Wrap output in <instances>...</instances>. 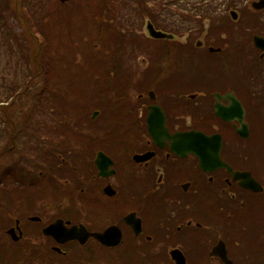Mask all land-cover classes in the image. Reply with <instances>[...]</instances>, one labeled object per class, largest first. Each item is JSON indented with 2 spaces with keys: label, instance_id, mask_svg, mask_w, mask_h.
Instances as JSON below:
<instances>
[{
  "label": "flooded vegetation",
  "instance_id": "flooded-vegetation-1",
  "mask_svg": "<svg viewBox=\"0 0 264 264\" xmlns=\"http://www.w3.org/2000/svg\"><path fill=\"white\" fill-rule=\"evenodd\" d=\"M256 1L235 5L234 57L224 32L209 33L210 19L207 32L195 27L203 13L195 5H180L174 19L189 29L156 27L141 11L146 32L150 21L172 38L121 30L130 75L108 110L123 115L122 127L105 128L107 108L96 106L80 134L44 139L46 159L0 167V264H264V7ZM154 50L167 61L160 71L148 59ZM132 56L145 58L140 69ZM181 135L187 145L173 143Z\"/></svg>",
  "mask_w": 264,
  "mask_h": 264
},
{
  "label": "rangeland",
  "instance_id": "rangeland-1",
  "mask_svg": "<svg viewBox=\"0 0 264 264\" xmlns=\"http://www.w3.org/2000/svg\"><path fill=\"white\" fill-rule=\"evenodd\" d=\"M23 3L24 8L30 9L31 12H33L32 16L35 19L34 23H42V30L48 37H50V39L61 40V42H55V44L51 46L52 49L48 52L51 54V57L58 59L60 56L64 61H57L58 64H55L54 66V70H56L58 75L51 78V89L60 86L66 87L68 85L81 87L68 86L67 89H69L70 92L64 97L67 101L66 110L68 111L66 115L61 113V106L58 101H50L51 99H49V95L46 94L47 92H42L41 95H38L39 97L34 98L30 95L31 97L27 98L26 101H23L21 106L18 104V100H15V106H12V99L9 100L8 103H11L7 106L8 108L3 110V112L5 111L10 114V118L14 120V123H12L13 125L8 124L7 128L3 131V136H0V152H2L0 167L10 164L13 159L21 160L26 159L27 157L30 158L32 154H34V158H38L39 160H42V158L46 159L43 155V150L46 149L44 144L46 143H44L43 139H41L42 136H45L46 139L50 138L52 142L57 143L60 140V137H62L61 134L73 133L72 131L63 132V130L67 128L69 130L72 128L77 129L73 130L77 134H80L78 130L90 127L87 123L78 122L74 119L75 115H73V113H76L77 111L74 108V104L83 102L82 99H80V94L78 92L90 93H86L84 96L85 99H90L91 97H94L97 90V85L94 86V83L91 84L89 82L86 85L79 83V79L82 74L81 68L85 67L88 62L83 57L82 53H86L89 50L91 52L94 51L95 53H98L95 41L90 40V37H98L100 26L103 28L107 27L105 24L106 19L108 20V24L110 26L113 25V27L119 31H126L125 27L128 25L138 35H143V32H139V30H144L145 34L147 32L145 30V19L142 18L144 14H141L142 10L152 13L153 16L157 15L155 17L157 18L161 7L163 6L164 9L161 10L163 11V14L169 19L177 20L180 17V8H184L180 5H195L196 7H200L201 11L204 13L207 4L210 5L209 7L214 8V10L210 13L213 16L223 14L228 3L235 4L236 7L238 6V0H67L63 4L60 0H19V5ZM225 13H228V10H226ZM199 14H201V12ZM164 19L165 22H167V19ZM184 23L185 21H179L174 25L177 27H190L189 24L186 23L184 25ZM218 24L219 22L209 23L211 27L218 26ZM162 25L166 24L162 22ZM174 25L171 27L173 28ZM13 28H15L16 33L20 32L16 23L13 24ZM148 55H150L148 59L151 60V63L155 64L154 67L157 66L159 71L167 63V61L164 62V57L155 50L152 51V53H148ZM133 58L134 57L132 56L130 62H132ZM143 59L145 58L139 57L138 63H134L136 62V58L134 59L132 63L135 66V69L141 68L140 64L144 63ZM14 60L15 58L13 57V63ZM128 60H130V57H128ZM5 61L6 59H3V63ZM128 63L129 61L126 62V64ZM7 65L8 68H10V64ZM228 66L224 64V67ZM129 70L130 67H124L122 70H119V73L116 76L110 75V85H115L117 80L123 76L125 78H129ZM156 75L157 74L154 73V76ZM42 82L43 80H40V86ZM99 86H103V84L101 83ZM67 89L65 91H67ZM72 89H76L78 92L75 93ZM7 97L9 96L0 92V99H6ZM37 100L40 101L41 106L33 104V102L35 103ZM54 105H56V112L54 111V114L52 115L49 106L52 107ZM34 106L35 109H33ZM100 110L111 120L105 128L115 130L116 128L122 127L123 115H121L117 109H114V114L111 112L112 117H110V110ZM70 113H72V115H70ZM65 116L67 117L65 118ZM60 118L61 120L67 121L65 127L59 124L58 119ZM49 123L52 126L50 130L47 129V124ZM12 128L17 130L14 138H11ZM13 142L15 143L13 149L15 150L14 152L9 151L8 148V146H11ZM71 142L78 143L80 140L74 138Z\"/></svg>",
  "mask_w": 264,
  "mask_h": 264
},
{
  "label": "trees",
  "instance_id": "trees-1",
  "mask_svg": "<svg viewBox=\"0 0 264 264\" xmlns=\"http://www.w3.org/2000/svg\"><path fill=\"white\" fill-rule=\"evenodd\" d=\"M23 5L24 3L19 5V0H0V92L9 96L6 99H0L1 103H7L0 106V111L3 112L4 109L8 108L7 106L11 103L8 102L11 99L18 100V104L21 106L22 102L26 101L27 98H30L31 96L32 98L39 97L38 95H41L42 92H47L46 94L49 95V99H51L50 101H58L61 106V113L66 115L68 110H66L67 101L64 97L70 92L69 89H67L68 86H81L68 85L66 87L60 86L51 89V78L58 75L56 70H54V66L55 64H58L57 61H64L60 56L58 59L51 57V54L48 52L52 49L51 46L54 45L55 42H61V40L50 39V37H48L42 30V23H34L35 19L32 16L33 12H31L30 9L24 8ZM209 6L210 5H208L204 13H202L203 15L201 18L194 21V25L195 27L198 26L196 23L198 20L201 28L203 27L204 29L205 25L203 26V20L207 18L210 19V23L219 22L218 26H212L213 28L210 26L209 33L214 32L215 34H218L224 32L227 35V51L234 57L235 53H233V50L236 46L232 44V42L235 33L234 26L236 23L230 19L228 13H225V11L235 8V4L228 3L224 9V13L219 16L211 15L210 13L214 8ZM161 9L163 10L164 7H161ZM144 14L148 16L156 27H166V29L168 28L169 30L173 29L171 26L174 25V19H169L163 14V11L158 14V17L163 16V19H158V17L155 18L157 15L153 16L152 13H148L147 11H145ZM164 18L167 19V22H165ZM161 21L166 25H162ZM14 23H16L17 27L20 29L19 33H16L15 28H13ZM105 24L107 25L106 28L99 27L100 30L98 32V37H90V40L95 41L98 53H95L94 51L91 52L90 50L86 53H82L83 57L88 62L85 67L81 68L82 74L79 83L86 85L90 82L91 84L94 83V86L97 85L94 97L85 99V94L90 93L78 92L76 89H72L75 93L78 92L80 94V99L83 101L82 103L74 104V108L77 111L76 113H73V115H75L74 119L78 122H82L92 108H95L96 106H106V108L109 109L110 105L116 104L117 99L121 101L120 97L125 95L126 88L124 86L126 85L125 82L128 78H125L124 76L119 78L113 86L110 85L109 79L110 75L116 76L119 73V70H122L128 61L126 53L123 50L125 48L124 42L128 36L114 28L113 25L110 26L107 19ZM189 28L187 27V29ZM205 31L207 32V30ZM152 44L153 47H155L154 43ZM13 57L15 58V64L13 63ZM233 57L229 58V63L232 66L233 63H231V61ZM3 59H6L4 63ZM7 64H10V68H8ZM40 80H43L41 86L39 85ZM101 83L103 86H99ZM66 89L67 91H65ZM33 104L41 106L39 100L35 101V103L33 102ZM49 108L53 115L54 111L56 112V105L52 107L49 106ZM33 109H35V106ZM70 115H72V113H70ZM2 117V127H7L8 124L11 125L10 114L4 111ZM66 117L67 116H65V118ZM58 120L59 124L65 127L66 120H61V118ZM47 126L50 128L52 127L51 124ZM45 138V136L41 137L43 141ZM33 155L34 154H32L30 158L27 157L26 159L21 160H39L38 158H34Z\"/></svg>",
  "mask_w": 264,
  "mask_h": 264
},
{
  "label": "water",
  "instance_id": "water-1",
  "mask_svg": "<svg viewBox=\"0 0 264 264\" xmlns=\"http://www.w3.org/2000/svg\"><path fill=\"white\" fill-rule=\"evenodd\" d=\"M61 2H64L65 0H60ZM253 6L255 7V8H262V7H264V0H258V1H256V2H253ZM230 15H231V17H232V19H236V12L235 11H233V10H231L230 11ZM146 29H147V32H148V34H149V36H151V37H153V38H156V39H162V38H172V35L171 34H167V33H165V32H162V31H160V30H157V29H155L154 28V26L152 25V23L150 22V21H147V24H146ZM234 102H235V100H234ZM154 116H153V113H150L149 114V116H148V122H149V129H150V132H151V134L155 137V139L157 140L158 138H160V137H162V135H159V134H157V128H159V124L157 123V121L155 122L154 121ZM162 127V126H161ZM156 129V130H155ZM164 136V135H163ZM165 137H167V135H165ZM174 137V136H173ZM173 137H171L172 138V141H173V143L175 144V145H180V146H184V145H187V143H186V141H187V136L186 135H181L180 137H181V140L180 141H174L173 140ZM202 142H203V144H205L206 145V143H209V142H212V141H215V139L214 138H216V142L215 143H217L219 146H220V144H221V142H220V138L218 137V136H210V137H208V136H204V135H198L197 136ZM212 139H214V140H212ZM202 147V146H201ZM201 150H202V148H201ZM195 151L197 152V149H195ZM202 152H204L203 150H202ZM102 153H99L98 154V158H97V165H98V167L101 169V172L103 173V168L105 167V162H103L104 160H102V158H101V155ZM197 155L201 158V160L202 161H204V160H206V157H205V155H203V154H198L197 153ZM215 157L217 158V156L215 155ZM209 159H214L213 157H210ZM215 160H217V159H215ZM221 165H225V166H227L226 164H224V163H222ZM227 168L229 169L230 167L229 166H227ZM231 172H232V174L234 175V177L236 178V177H238V172H236V171H233L232 169H231ZM224 249V248H223ZM225 250V249H224ZM226 263L227 264H230V261L229 260H227L226 261Z\"/></svg>",
  "mask_w": 264,
  "mask_h": 264
}]
</instances>
